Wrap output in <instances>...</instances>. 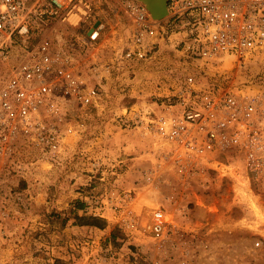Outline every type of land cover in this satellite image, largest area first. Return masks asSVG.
Wrapping results in <instances>:
<instances>
[{
    "label": "built area",
    "instance_id": "obj_1",
    "mask_svg": "<svg viewBox=\"0 0 264 264\" xmlns=\"http://www.w3.org/2000/svg\"><path fill=\"white\" fill-rule=\"evenodd\" d=\"M102 5H111L119 21L99 42L93 22ZM167 8L157 19L143 0H0V162L20 140L45 158L62 157L68 137L80 136L83 126L67 123L71 103L97 105L98 83L108 73L173 50L181 77L135 122L158 145L171 178L170 192L151 212L149 231L156 240L174 242L179 226H190L195 196L206 199L216 179L220 188L236 181L231 173L220 176L214 163L238 165L264 202V0H167ZM55 23L78 30L90 25L93 33L53 37L47 32ZM82 58L93 74L81 69ZM134 199L113 189L107 203L87 210L125 212Z\"/></svg>",
    "mask_w": 264,
    "mask_h": 264
},
{
    "label": "rangeland",
    "instance_id": "obj_2",
    "mask_svg": "<svg viewBox=\"0 0 264 264\" xmlns=\"http://www.w3.org/2000/svg\"><path fill=\"white\" fill-rule=\"evenodd\" d=\"M97 11L94 33L90 25L78 30L55 23L47 34L68 40L93 33L100 42L112 34L119 17L111 5ZM105 51L100 58L109 55ZM84 59L81 69L93 74ZM178 59L175 51L164 49L104 76L97 105L71 103L67 123L83 126L80 136L68 137L62 157L45 158L37 146L20 140L0 162V264H264V233L237 224L254 223L256 217L249 205L239 203L245 201L236 197L233 182L220 188L216 179L206 199L195 196V208L207 218L194 227L179 226L183 231L174 242L156 240L149 231L152 208L164 202L171 178L154 139L136 126V115L156 108L175 86L182 74ZM103 157L109 160L93 164ZM113 189L134 196L125 212L109 206L104 215L87 210L107 203ZM76 200L83 202L80 214L103 218L104 227L75 224ZM191 228L195 231L189 233Z\"/></svg>",
    "mask_w": 264,
    "mask_h": 264
},
{
    "label": "bare ground",
    "instance_id": "obj_3",
    "mask_svg": "<svg viewBox=\"0 0 264 264\" xmlns=\"http://www.w3.org/2000/svg\"><path fill=\"white\" fill-rule=\"evenodd\" d=\"M215 167H217V170L219 172L220 176H224L227 173H231L236 181L233 184V188L236 193V197L240 198L241 200H244L248 203L251 211L254 213L256 220L254 223H248L245 221V219L237 221V224L247 227L249 229L261 231L264 233L263 225H264V202L261 198V196L257 193H255L251 187L249 186V181L243 174L241 168L238 165H226V164H217L214 163ZM152 208V211L154 208ZM226 227V225H225Z\"/></svg>",
    "mask_w": 264,
    "mask_h": 264
},
{
    "label": "trees",
    "instance_id": "obj_4",
    "mask_svg": "<svg viewBox=\"0 0 264 264\" xmlns=\"http://www.w3.org/2000/svg\"><path fill=\"white\" fill-rule=\"evenodd\" d=\"M83 202L81 200H76L74 209L72 210V217L74 218V223L78 225H88V226H96L103 228L104 227V219L98 216L88 215V214H80L79 211L83 208ZM71 217H65L64 221L67 222Z\"/></svg>",
    "mask_w": 264,
    "mask_h": 264
},
{
    "label": "water",
    "instance_id": "obj_5",
    "mask_svg": "<svg viewBox=\"0 0 264 264\" xmlns=\"http://www.w3.org/2000/svg\"><path fill=\"white\" fill-rule=\"evenodd\" d=\"M151 7L152 14L155 18L160 19L168 14L167 0H143Z\"/></svg>",
    "mask_w": 264,
    "mask_h": 264
},
{
    "label": "crops",
    "instance_id": "obj_6",
    "mask_svg": "<svg viewBox=\"0 0 264 264\" xmlns=\"http://www.w3.org/2000/svg\"><path fill=\"white\" fill-rule=\"evenodd\" d=\"M240 204H242V203H240ZM196 208H192V210H191L192 212H191V216H190L191 220H189L187 222V223H190L191 227H194L198 222H202L203 220H205L207 218L206 214L202 211V209L200 207L197 208V210H196ZM197 220H200V221H197Z\"/></svg>",
    "mask_w": 264,
    "mask_h": 264
}]
</instances>
